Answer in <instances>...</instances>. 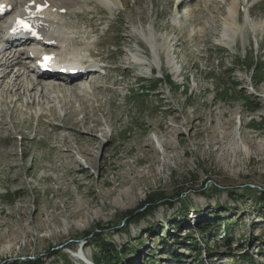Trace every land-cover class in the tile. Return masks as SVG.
Here are the masks:
<instances>
[{
    "label": "rangeland",
    "instance_id": "rangeland-1",
    "mask_svg": "<svg viewBox=\"0 0 264 264\" xmlns=\"http://www.w3.org/2000/svg\"><path fill=\"white\" fill-rule=\"evenodd\" d=\"M32 1L15 0L17 10ZM69 9L45 17L65 38L90 35L100 55L63 38L51 51L90 59L96 74L78 81L92 92L82 103L61 96L78 110L69 128L50 110L67 113L59 90L32 103L22 89L15 115L1 106L0 264H96L103 237L116 264H264V204L232 198L247 185L264 191V0H77ZM6 48L23 58L0 65L5 82L21 68L18 82L35 83L31 56ZM10 152L16 161L5 163Z\"/></svg>",
    "mask_w": 264,
    "mask_h": 264
},
{
    "label": "bare ground",
    "instance_id": "bare-ground-1",
    "mask_svg": "<svg viewBox=\"0 0 264 264\" xmlns=\"http://www.w3.org/2000/svg\"><path fill=\"white\" fill-rule=\"evenodd\" d=\"M121 1H123V0H121ZM44 4H49V6L51 5V7L52 6H57V7L61 8V9L65 10V8H68L69 6L74 5L75 1H73V0H64V1H62V0L61 1H57V0H38L37 3H35L34 10H31V12H36V7H38L39 5H44ZM7 6H8V4L5 7H7ZM3 9L4 8H2V6H0V11L3 10ZM43 12H45V11H43ZM37 15H40V13L38 12ZM2 26H3V28L6 27V23L2 24ZM126 28H128V27H126ZM41 29H42V31H45V36L44 37H46V39L43 40V41H37V42L41 43L42 46L45 47V49L48 50V51H51L52 48H54V46L57 45V42H61L60 39L63 38L62 40L64 41L63 42L64 45L67 42L68 43V47L70 49H74V48L77 49L79 47H84L85 49H88V51L90 52V55L92 57L100 55L99 52L89 48L88 40L90 39V35H88L86 38H82L79 35L65 38L64 36L61 37V35L58 34L55 31L47 30V29H44L43 27ZM126 33H127V31H126ZM126 39H127V37H126ZM38 43H36V44H38ZM28 46H32V44H29ZM61 46H62V44H61ZM6 49H7L6 47L4 48L2 45H0V65H5V66H8V67L17 68L16 64L22 62V58H23L22 55L21 54H17V56L16 55L12 56V54H8L7 53ZM119 53H120V51H119ZM25 55L32 56L30 54V52H27V51H26ZM64 57H68V56H64ZM74 58L76 60L84 62L87 65V68H86V70L88 71L87 73L77 72L75 75L68 74L65 77H61V75L52 74V73H47V74L42 73V75H38L37 74V77H35L36 78L35 79V83H33L31 85H28V86L25 85V83H22L21 81L18 82L19 80H21L20 77L22 76L21 68L17 70L18 74L16 75V79L11 81V82H5V78H8V76H9L8 72H4V73L0 74V79H1V82H0V127L8 129V126H9L8 122L6 121V114L7 113H6L5 109L1 108L2 105H5L9 109H11V114L12 115H15V113H17L21 109V107H23L21 105L23 103V101H24L23 92H21L22 89H24V91L30 90V96H31V99H32V103L37 102V100L39 101V103L42 102L43 100H50V102L51 101L53 102V100L51 99V96L49 95L50 94L49 90H52V91L59 90L60 92H62L63 93L62 95H58L57 96L60 99H62L61 96H63V95H65L66 98H67L68 94L71 92L72 95L75 97V99L79 98L80 102L82 103V101H81L82 97L83 96L86 97V96H88V92L89 93L92 92V91H89V89L92 86H90V85H88V84H86L84 82L78 81V80H83L85 78L87 79L88 77L86 75L87 74L89 75V72L90 73H95V74H96V72L92 68L93 62L90 59H87L85 57H78V54H77V56H74ZM26 68H28V67H26ZM47 79H49L50 81L47 80ZM38 87L39 88L41 87V92L39 94V97H37L36 93L31 92V89L32 90L33 89L34 90L35 89L38 90L39 89ZM97 92H98V89H97ZM2 95H5V96H2ZM87 98H85V102H86ZM88 99H90V98H88ZM60 101H61L60 104H62L63 106H67L66 107V109H67L66 115L64 117L59 116L57 114V112H56V107L54 105H52V107L50 108L52 115H54V117H56L58 120H60L62 118L61 120L63 122V127L64 128H69L72 123L78 124V122H76L75 121L76 119L74 118V116H76V113L78 112V110L75 109V107L73 105H71V103H73V97L70 100H68V99H64L63 100L62 99ZM29 103L28 104L26 103L24 105V107H25L24 110L25 111H28L31 108L29 106ZM85 106L86 105L84 104V106H81V108H84ZM43 114H44V112H40V115L43 116ZM84 122H86V121H84ZM51 124H53L56 127V122H51ZM96 139L97 138L94 137V138L90 139L89 141L92 143ZM10 153H11V156L13 157V159L6 158V159H4L5 163H10L11 160L14 161V162L16 161V159H14V158H16V155L13 152H10ZM14 165H15V163H14ZM80 256H81V254H80Z\"/></svg>",
    "mask_w": 264,
    "mask_h": 264
},
{
    "label": "trees",
    "instance_id": "trees-1",
    "mask_svg": "<svg viewBox=\"0 0 264 264\" xmlns=\"http://www.w3.org/2000/svg\"><path fill=\"white\" fill-rule=\"evenodd\" d=\"M170 82H171V80H170ZM155 87H156V85H153V86H150L149 88H150V90H155V89H157ZM225 94L228 95V93H225ZM241 98H243L245 103L247 102V104H248L247 107H248L249 110H255L256 109V106H254V104H253L254 102L251 101L248 97H244V95H242ZM261 126L262 125H260V124L259 125H251V127L254 128V129H260ZM219 186H220V184H219ZM259 192L260 193L258 194V190L256 188L247 185L245 188H243L235 196H232V198L234 199V201H242V202H244V198L249 196L252 201L256 202V201L260 200L262 202V204H264V191H259ZM182 202H183L182 203L183 206H181V207H187V205H189V202L186 199H184ZM138 215H140V214H131V216H129L130 219H131L130 222L139 221L138 219L135 220V218H138L137 217ZM130 222H128V223H130ZM92 234L93 233H91V235ZM222 241H226L227 242V246H229V248L231 247L228 239H225V240L223 239ZM196 242H197V240L190 241L189 245H193V248L195 249V248H197L198 246L201 245V244L196 243ZM97 243L99 244L101 252L99 254L98 253H94L93 260L96 262V264H116L117 262L120 261L119 258H118L119 257V253H118L117 249H115V247H113L112 244L109 241H107L104 237L103 238H99V239L97 238ZM126 249H127V247H126ZM199 249H201V248H199ZM196 250H197L196 251L197 255L198 254L201 255V251L198 250V249H196ZM209 250H211V249H209ZM102 255H104V256H102Z\"/></svg>",
    "mask_w": 264,
    "mask_h": 264
}]
</instances>
